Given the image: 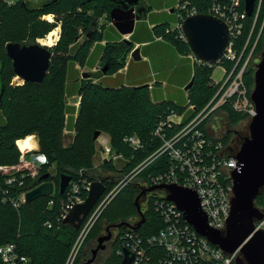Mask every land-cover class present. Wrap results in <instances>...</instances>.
Here are the masks:
<instances>
[{"label": "trees", "instance_id": "16d2710c", "mask_svg": "<svg viewBox=\"0 0 264 264\" xmlns=\"http://www.w3.org/2000/svg\"><path fill=\"white\" fill-rule=\"evenodd\" d=\"M163 1L167 7H172V9L177 3V0ZM115 2L116 0H92L90 2L87 0H45L39 6H33L24 0H18L10 6L4 0H0V84L5 85L0 108V165L17 164L21 156L17 141L37 132L39 133L36 136L40 152L45 154L48 160L42 166L38 178L50 173L49 166L56 164L58 174L54 176L50 173L48 180L54 181L57 185L61 172H69L73 178H76L80 169H86L84 176L92 181L101 179L105 182L107 189H110L117 180L113 181L111 177L98 179L90 174L97 156V140L94 139L96 130L110 134L113 149L118 153H123L128 159L121 169L113 165L111 169L117 173L122 170L128 172L159 146L160 141L153 139L151 132L156 128L160 119L170 112L182 113L184 111L182 104L186 93L187 101L197 108L195 114L202 110L216 93L218 87L212 82V74L216 65L192 63L189 57L193 53L190 45L179 35L178 31L167 32L172 20L163 19L157 22L152 15L150 22L157 23L153 28H150L149 21L138 22L134 33L130 36L131 47L123 41L124 37L120 34L118 38L111 39L113 27L109 25L110 11L116 6ZM190 2L201 13H207L211 5V0H190ZM241 6L243 10L244 0ZM50 13L55 15L53 22L42 18L43 15ZM101 18H103L102 21ZM254 18V14L248 16L245 19L243 34L233 39V46L238 54L242 52ZM95 21L96 24H94ZM263 21L264 1L255 37ZM58 25L62 30L56 47L64 53L59 60H55L54 66L50 61V69L45 81L43 83L12 84L16 73L13 62L7 54L6 45L10 42H19L24 45L36 43L37 39L46 37ZM91 30L92 35L89 37L88 33ZM77 36H85L86 39L75 44ZM263 36L264 29L258 40L256 54L264 49ZM156 37H162V40L170 44L156 41ZM106 39L108 41L102 45L100 42ZM147 42L149 44L145 47V54L149 60H131L127 73H118L126 66L133 45ZM95 43L97 44L91 52ZM129 47L130 50L126 56L122 57ZM178 55H182V58ZM100 57L108 61L113 58L110 61L109 75L103 76L100 82L91 80L90 77L95 76L92 73L80 79L81 73L76 68V63L84 66L90 62L94 66ZM189 63L192 65V71L190 67V71L183 67V64ZM219 64L228 69L234 66V62L226 58H223ZM70 71L74 72L73 76L69 74ZM254 71L251 66L245 73L246 82L250 87L254 85ZM113 74L116 76H111ZM192 77L194 82L185 93L183 87L190 82ZM151 81H154L152 88ZM164 81H167V84L163 87ZM40 86L47 87L44 93L36 92ZM63 94L66 97L80 96L78 112L75 107L67 106V101L63 100ZM224 110L227 111L228 120L231 122L244 117L234 111L229 104L224 106ZM191 114H193L192 111L187 113L184 122ZM27 122H31L33 127L28 128ZM202 128L206 129L205 124ZM66 130L76 132L72 142L68 145L64 142ZM130 134L140 136L144 150L134 151L124 141V137ZM227 141H229L228 135L225 136V142ZM161 162L165 163V158L162 161L155 160L143 170L136 180L139 181L138 192H140L142 180H148L150 175L163 170L164 166ZM36 180L27 178L24 187H32ZM131 185L124 187L112 199L100 218L103 217L111 222L114 220L127 222L129 216L137 214L135 205L137 191L130 187ZM4 186V177L0 175V246L8 242L16 243L18 251L29 259L23 264H64L83 225L75 228L71 224L56 221L60 200L64 195L57 190L53 196H41L15 207L10 196H17L21 189L15 186V190L6 197ZM124 192L126 195L122 196ZM260 195L256 198L257 203L260 198L262 202L264 201V193L261 192ZM52 198L56 200V203L53 207H49V201ZM155 199L156 197L150 198L148 207L144 210L146 221L138 229V232L144 236H150L162 226V219L154 208ZM46 221H51L52 227L45 225ZM112 244L113 256L107 264H121L123 258L117 253L121 241L117 238ZM150 251V264H162L161 259L165 255L163 249L151 248ZM80 256L81 254L76 264ZM0 264H3L1 259ZM202 264L218 263L212 260L202 261Z\"/></svg>", "mask_w": 264, "mask_h": 264}, {"label": "built area", "instance_id": "2783aa9c", "mask_svg": "<svg viewBox=\"0 0 264 264\" xmlns=\"http://www.w3.org/2000/svg\"><path fill=\"white\" fill-rule=\"evenodd\" d=\"M4 1L11 6L18 0ZM24 1L33 6H39L45 0ZM263 1L257 0L251 30L244 42L242 52L238 54L233 46V39L243 34L245 19L248 17L245 12V2L242 10V0H211L207 14L223 19L231 30V41L223 58L233 61L234 66L228 69L220 65L219 63L223 58L218 63L210 64L212 66L219 64L218 66L223 68V75L217 79L212 74V82L218 89L202 110L195 114L197 108L188 101L182 113L172 111L160 119L156 128L151 132L152 138L160 141L159 146L130 171L118 172L122 174L120 178L110 189L106 188L92 211L86 216L64 264H76L89 233L108 204L124 187L136 181L149 164L158 159L162 161L165 158V163L161 162V165L164 166L163 170L150 175L148 180H142L140 190L161 184H176L195 190L200 198V205L208 217L209 225L226 234L234 197L233 172L239 166V161L236 158L238 150L233 151L230 142H225L226 135H211L207 130V122H210L218 113L227 116V111L222 109L226 104H229L237 113L244 115L248 121H251L257 114L256 105L252 99L255 82L253 87H250L246 82L245 73L251 66L256 70V64H253V60L263 52L255 53L258 40L264 29L263 21L261 29L255 37ZM173 11L177 21L174 26L167 29V32L176 30L186 41L182 29L183 21L187 17L201 12L195 5L191 4L190 0H177ZM42 18L53 22L55 15L52 13L45 14ZM102 20L103 18H101ZM156 39L162 40V37H156ZM131 55L132 51L129 57ZM189 57L193 64L201 62L194 53L190 54ZM14 79L12 84L17 83ZM190 111L193 114L184 122L187 113ZM203 124H205V130L209 136L202 128ZM124 141L134 151L144 150L143 141L137 134L126 135ZM101 156L103 162L117 159L124 160V162L128 160L123 153H118L113 149L110 141L102 142ZM47 162L46 155L40 152L39 148L21 150L20 160L15 165H0V175L4 177L5 196H10L9 194L15 190V186L21 189L17 196H10L15 207L26 202V192L31 188L24 187L27 178L36 180L42 166ZM232 162L235 163L234 167L231 166ZM85 173L86 169H80L78 176L71 180L64 192V196L60 200L57 222L65 223L75 205L86 200L93 181L84 176ZM56 187L58 185L55 183V190L50 196L56 194ZM262 192L264 193V191ZM168 193L165 188H156L141 198H146L149 203L151 197H156L154 208L162 219V226L157 232L150 236H144L138 232L139 228H133L137 222H131L117 228V234L112 242L117 238L121 241L117 253L122 258L125 256L124 250L128 249L134 256L131 264H150L151 248H160L165 253L164 258L161 259L162 264H202V261L212 260L218 264H233L238 260L242 255L240 249L229 253L198 233L186 220L184 212L174 202L167 199ZM55 203L56 200L52 198L49 201V207H53ZM255 205L262 212V217L254 220L255 230L264 232V201L257 203L255 200ZM45 225L52 227V222L46 221ZM120 228L122 229L119 230ZM0 259L3 264H23L29 260L28 257L18 251L17 244L14 242L0 246Z\"/></svg>", "mask_w": 264, "mask_h": 264}, {"label": "water", "instance_id": "95a60500", "mask_svg": "<svg viewBox=\"0 0 264 264\" xmlns=\"http://www.w3.org/2000/svg\"><path fill=\"white\" fill-rule=\"evenodd\" d=\"M244 2L246 14L252 16L257 0H244ZM116 3L119 5L110 11L112 24L124 36L123 41L131 47L132 41L128 35L134 33L138 22L147 20L151 7L145 0H116ZM182 29L187 43L198 60L207 64H215L224 57L231 41V30L223 19L207 13H198L187 17L183 21ZM91 35L92 30L88 33L89 37ZM78 38L79 36L76 37V40ZM130 47L122 57L126 56ZM6 51L13 62L16 75L24 82L43 83L45 81L51 61V51L47 46L39 42L29 45L10 42L6 45ZM132 57L135 60L143 58L141 47L134 48ZM108 70L107 66L102 69L106 75ZM84 76L88 77L89 73L86 72ZM193 82L194 78L192 77L185 86L186 91L189 90ZM254 82L252 99L255 102L257 114L250 121L249 135L244 137L236 154L239 166L233 172L234 197L226 234L209 225L208 217L200 205L197 192L176 184H161L141 190L135 199V205L141 219L133 225L134 229L140 228L146 221V215L140 203L141 198L156 188H165L169 192L167 199L174 202L184 212L186 220L198 233L229 253L240 249L248 264H264V232L256 231L254 224L255 218L262 217V212L255 205V200L264 191V50L254 73ZM4 89L5 85L1 83L0 108ZM101 135L102 131L96 130L94 139H99ZM49 177L50 173H46L34 181L30 190L26 192V202L53 194L55 182L48 180ZM72 179L71 173L64 171L60 173L58 184L60 194H64ZM106 188L103 180L93 181L86 200L75 205L65 223L79 228L104 194ZM126 224L127 222H121L107 226L106 234L99 236L96 247L92 249V257L84 264H93L98 254L105 250L107 244L113 240L112 229ZM124 252L125 256L121 264H131L134 256L128 249H125Z\"/></svg>", "mask_w": 264, "mask_h": 264}, {"label": "rangeland", "instance_id": "374dc122", "mask_svg": "<svg viewBox=\"0 0 264 264\" xmlns=\"http://www.w3.org/2000/svg\"><path fill=\"white\" fill-rule=\"evenodd\" d=\"M150 5L152 6L153 9H160L161 7H163L164 1L163 0H149ZM170 14L171 12L168 11ZM51 18V17H50ZM156 20L158 22L162 21L163 19H170L172 20L169 24L170 26H174L175 22L177 21V17L175 15V13H173V16H168L167 14L163 13V11L158 12L156 15ZM57 27H59V32H58V39L55 41V43L53 45H46L40 42L39 39H37L36 42H39L42 45L47 46L50 51H51V65L54 66L55 65V60H59V57L63 55V51L60 50V48L56 47V44L59 42L60 36L61 35V27L60 25H58ZM55 27V29L57 28ZM54 30V29H53ZM263 43H264V36H263ZM135 47V45H133V48ZM132 48V49H133ZM132 51V50H131ZM130 51V52H131ZM129 57V56H128ZM178 57H180L178 55ZM133 58V57H132ZM262 58V54L257 55L254 60H253V64H257L260 62ZM128 60V59H127ZM94 66L88 65L86 66H78V69L80 70V72H87V73H95L93 71ZM184 68H187L189 70L192 71V65L189 64H183ZM97 69V68H96ZM95 70V69H94ZM123 70V68H122ZM189 70V71H190ZM255 73V72H254ZM223 73H221L220 71V66L216 65V67L214 68V72H213V77L220 79L222 77ZM254 75V74H253ZM17 76V75H16ZM103 76H100L99 73H97V75H95L94 77H90L91 80H93L94 82H100L102 80ZM87 78V79H90ZM84 80V79H83ZM15 82H17L18 84H23L25 83L23 79H21L19 76L16 77V79H14ZM47 87H43L40 86L37 88L36 92H41L44 93L46 91ZM183 91L186 93L185 87H183ZM63 100L67 101V106H72L76 108V111H79V105H80V96L79 95H73V96H67L65 94L62 95ZM187 93L185 96V99L183 101V106L187 105ZM222 109H224V107H222ZM224 112V110H221ZM226 114L223 113H218L215 117L212 118V120L210 122H207V130L209 131V133L213 136H223V135H228V139L231 145V148L233 151L235 150H239L240 146L243 142L244 137L249 135V125H250V121L247 120L246 117L240 118L239 120L235 121V122H231L230 120H228V116H225ZM209 121V120H208ZM26 124H28V128H32L33 124L31 122H27ZM37 135H39V133L36 132ZM36 134H31L36 140H37V136ZM76 135L75 131H65L64 132V142L66 145H68L69 143L72 142L74 136ZM111 137L110 134L106 133V132H102V135L100 136L99 139H97V143H96V147H97V156L94 162V166L91 168V175L96 176L98 179L102 178V177H111L113 179V181L118 180L119 176H121L122 174H118L114 169H111V166H115L116 168H120L124 165V160L121 159H117V160H112L109 163H104L102 160V156H101V148H102V142H107L110 141ZM38 146L36 149L40 148L39 142L37 140ZM35 150V149H34ZM49 172L56 176L58 174L57 172V165H51L48 168ZM139 181H135L132 183V185L130 187H132L134 190H136L137 195L141 192H138V185ZM58 187H56V191L57 192ZM126 192L123 193L122 196H125ZM261 196V195H260ZM141 203V207L142 210L146 209L148 207V201L146 198H143L140 200ZM258 203H262V198L259 199ZM141 219L139 213L137 212L136 215H132L129 216V218L127 220V222H138ZM122 220H114V221H109L106 220L105 218H100L98 220V222L95 224L92 232L90 233V235L88 236L83 251L81 253V256L79 258L78 264H84L89 258L92 257V249L96 247L97 243H98V238L101 235L106 234V228L107 226L113 224H118L121 223ZM113 231V238L116 236L117 234V227L112 229ZM112 241L109 242L107 244V248L103 251H101L98 254V257L96 258L95 262L93 264H107L108 261L110 260V258L113 256V249L111 247ZM236 264H248V262L246 261V259L244 258L243 255H241Z\"/></svg>", "mask_w": 264, "mask_h": 264}, {"label": "crops", "instance_id": "0c3cea01", "mask_svg": "<svg viewBox=\"0 0 264 264\" xmlns=\"http://www.w3.org/2000/svg\"><path fill=\"white\" fill-rule=\"evenodd\" d=\"M146 1V3L151 7V9H150V11L148 12V17H147V20L146 21H149L150 22V18H151V16L153 15V17L155 18L156 17V15H157V13L158 12H161V11H163V12H166L167 14H168V16H173V13H174V11H173V9H172V7H167V5H165L162 9H153L152 8V6L150 5V1L149 0H145ZM168 11H170L171 12V14L168 12ZM155 20H156V18H155ZM158 22V21H157ZM157 23H151L150 22V28H153L155 25H156ZM109 25H111L112 27H113V32L111 33V36H110V38L111 39H116V38H118V35L120 34V35H122L121 33H119V31L116 29V27L112 24V21L109 23ZM117 34V35H116ZM123 36V35H122ZM130 36L131 35H128V37H129V39H130ZM124 37V36H123ZM109 38V37H108ZM110 39V40H111ZM108 40L106 39V40H104V41H101L100 43L102 44V45H105L106 44V42H107ZM156 41H160V42H163V43H166V44H170V43H168V42H166V41H164V40H157L156 39ZM98 43V42H97ZM97 43H95L94 45H93V47H92V49H91V52L93 51V48L95 47V45L97 44ZM149 43L147 42V43H135V47L134 48H136L137 46H139V47H141V54H142V56H143V58L141 59L142 61H148L149 60V57L145 54V47L148 45ZM134 48L132 49V51L134 50ZM130 54V53H129ZM181 56V58H182V55H180ZM101 57H102V55H101ZM101 57L98 59V61L96 62V64L94 65V68L95 67H97L98 66V64L100 63V60H101ZM131 60H134V61H140V60H135L134 58H132V55H131V57H128V61H127V64H126V66L123 68V70L121 69V70H119L118 71V73L119 72H121V73H127V70H128V65H129V62L131 61ZM88 65H91V63L90 62H87L84 66H88ZM78 66H81V65H79L78 64ZM92 66V65H91ZM92 69H93V67H92ZM81 73V72H80ZM82 74H84V72H82L81 73V75ZM117 74V73H116ZM116 74H113V75H111V76H116ZM154 74V73H153ZM109 74H107V75H103V76H108ZM103 78V77H102ZM153 84H154V81H151L150 82V86H151V88L153 87ZM167 84V81H164L163 82V87L165 86ZM185 87V86H184ZM37 141V140H36ZM37 146H38V143H37Z\"/></svg>", "mask_w": 264, "mask_h": 264}, {"label": "bare ground", "instance_id": "6f19581e", "mask_svg": "<svg viewBox=\"0 0 264 264\" xmlns=\"http://www.w3.org/2000/svg\"><path fill=\"white\" fill-rule=\"evenodd\" d=\"M50 18V17H49ZM51 19V18H50ZM59 27L52 30L50 33L46 35L44 38H40V42L46 45H53L55 41L58 39V31ZM220 70H222L221 73H223V68L220 67ZM36 134V133H34ZM38 140V139H37ZM17 144L21 150H34L37 148V141L32 135H28L23 139H19L17 141Z\"/></svg>", "mask_w": 264, "mask_h": 264}, {"label": "flooded vegetation", "instance_id": "af4514ba", "mask_svg": "<svg viewBox=\"0 0 264 264\" xmlns=\"http://www.w3.org/2000/svg\"><path fill=\"white\" fill-rule=\"evenodd\" d=\"M115 5L117 6V5H119V4L115 2ZM87 37H88V36H87ZM88 38H89V37H88ZM85 39H86L85 36H80V37L75 41V44L81 43V42H83ZM106 66H107V68H110V62H109L108 60H104L103 58H101L100 63L98 64V66L94 68L95 70L93 69V71H94L95 73H92V74L96 75L97 73H99V74H102V76H103V75H106V74H104L103 71H102V69H103L104 67H106ZM76 68L78 69V63H76ZM96 68H97V69H96ZM85 73H86V72H85ZM85 73H84V74H85ZM69 74H72V76H73V75H74V72L70 71ZM84 74L80 75V79H81V78H86V77H87V76H84ZM76 81H78V77H76ZM111 247H112V249H113V244H111Z\"/></svg>", "mask_w": 264, "mask_h": 264}, {"label": "clouds", "instance_id": "9594fccd", "mask_svg": "<svg viewBox=\"0 0 264 264\" xmlns=\"http://www.w3.org/2000/svg\"><path fill=\"white\" fill-rule=\"evenodd\" d=\"M231 166H233V167H234V166H235V163H234V162H232V165H231Z\"/></svg>", "mask_w": 264, "mask_h": 264}]
</instances>
